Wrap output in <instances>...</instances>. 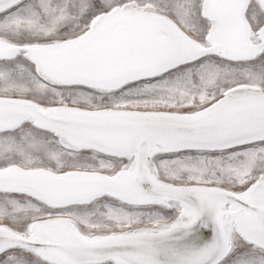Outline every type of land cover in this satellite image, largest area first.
I'll return each instance as SVG.
<instances>
[{
    "label": "snow or ice",
    "instance_id": "snow-or-ice-1",
    "mask_svg": "<svg viewBox=\"0 0 264 264\" xmlns=\"http://www.w3.org/2000/svg\"><path fill=\"white\" fill-rule=\"evenodd\" d=\"M0 264H264V0H0Z\"/></svg>",
    "mask_w": 264,
    "mask_h": 264
}]
</instances>
